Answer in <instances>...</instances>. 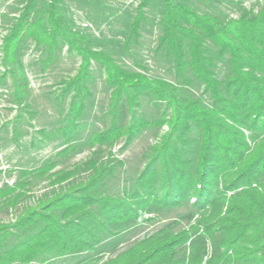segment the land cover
Returning <instances> with one entry per match:
<instances>
[{
    "label": "trees",
    "instance_id": "trees-1",
    "mask_svg": "<svg viewBox=\"0 0 264 264\" xmlns=\"http://www.w3.org/2000/svg\"><path fill=\"white\" fill-rule=\"evenodd\" d=\"M37 1L19 0V15L0 44V60L12 77L17 107L28 106V80L20 69L18 48L22 40L30 39L50 56L61 44L80 58L75 78L66 82L67 94L61 95L75 90L67 124L60 129L64 137L84 110L92 62L104 72L113 95L110 125L93 133L90 144L111 145L123 133L128 131L131 138L133 131L147 126L138 118L133 125H120L119 114L131 111L126 99L130 93H144L162 104L169 129L152 160L161 163L160 169L153 165L142 173L138 189L126 195L132 198L129 203L102 194L108 167L99 170L92 160L84 165L88 176L79 182L75 178L67 182L73 172L50 173L51 161L37 169L18 170L12 184L0 186V211L15 210L30 198L37 179L48 178L52 188L32 205H23L12 223L0 221V264H58L92 252L111 229L133 224L137 208L154 213L182 205L189 197L199 214L195 222L193 213L184 216L188 230L165 229L105 264H264V4L256 10L243 8L237 17L221 21L180 0H163L158 47L178 76L184 78L187 72L204 87L206 106L180 93L176 85L128 73L107 54L95 51L88 35L69 26L62 0H48L39 8ZM142 23L139 12L126 43L137 37ZM224 58L228 72L219 81L213 68ZM193 130L196 137L188 138ZM83 262L88 261L76 264Z\"/></svg>",
    "mask_w": 264,
    "mask_h": 264
},
{
    "label": "rangeland",
    "instance_id": "rangeland-1",
    "mask_svg": "<svg viewBox=\"0 0 264 264\" xmlns=\"http://www.w3.org/2000/svg\"><path fill=\"white\" fill-rule=\"evenodd\" d=\"M47 1L38 0L37 7ZM144 1L62 0L61 8L71 29L88 35L95 51L107 54L128 73L139 74L147 79L165 80L176 85L180 93L193 100L198 99L207 106L209 99L204 87L187 72L184 78L178 76L171 61L158 47L165 7L163 0H147V4L143 5ZM180 1L199 13L216 15L221 21L237 17L243 8L256 10L264 4V0ZM20 8L19 0H0V44L13 18L19 15ZM139 12L142 13L143 23L138 35L126 43L129 27ZM18 62L28 80V106L25 110L14 103L13 80L10 73L4 71L0 60V186L3 183L12 184L17 179L18 170L37 169L48 161L53 162L50 173L61 170L73 172L75 175L69 177L67 182L74 181V178L79 182L88 176L84 165L92 160L99 165V170L105 165L108 167L105 168L107 177L102 180V194L115 201L118 199L129 203L132 198L126 195H133L138 189L137 183L142 173L153 165L156 169L161 167V163L152 160L157 156L156 150L163 144V137L169 129L168 114L162 115L163 105H156L144 93H130L126 99L130 100L131 111L124 109L123 114H119L123 119L120 125H133V119L138 118L145 121L147 126L133 131L135 134L132 132L131 138L126 136L128 131L123 133L111 145L90 144L93 133H100L110 125L109 111L113 95L104 72L92 62L91 79L87 85L89 95L84 100V110L80 118L74 121L77 126L64 137L60 129L67 124L65 118L69 99L75 90H69V95L64 98L61 95L67 94L66 82L75 78L80 58L61 44L55 47L50 56L46 49L27 39L19 43ZM213 72L219 81L226 77V58L215 62ZM82 94L86 95L84 92ZM167 110L171 112V109ZM195 137L196 132L193 130L188 138ZM189 151V157H192V149ZM62 184L64 186L66 182ZM58 186L55 184L53 188L57 189ZM51 188L48 178L37 179L29 192L30 198L21 202L15 210H1L0 221L12 223L23 205H32ZM193 201L189 197L182 205L164 207L154 213L137 208L133 224L127 228L111 229V235L99 242L92 252L62 259L58 264H76L79 261H88L80 264H105L142 240L165 232V229L171 233L186 231L190 223L184 216L193 213L192 221L195 222L199 214L192 207Z\"/></svg>",
    "mask_w": 264,
    "mask_h": 264
}]
</instances>
